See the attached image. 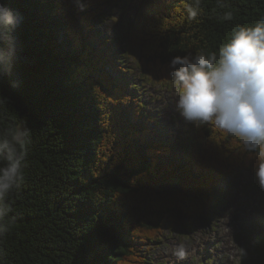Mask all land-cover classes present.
I'll return each mask as SVG.
<instances>
[{"label":"trees","instance_id":"16d2710c","mask_svg":"<svg viewBox=\"0 0 264 264\" xmlns=\"http://www.w3.org/2000/svg\"><path fill=\"white\" fill-rule=\"evenodd\" d=\"M121 1L0 0L15 16L0 28V168L22 170L0 202V264H151L166 229L209 220L221 182L257 177V155L210 122L187 146L157 133L96 27ZM151 3L122 40L162 86L175 59L218 56L264 20V0ZM254 252L264 264V235Z\"/></svg>","mask_w":264,"mask_h":264},{"label":"rangeland","instance_id":"374dc122","mask_svg":"<svg viewBox=\"0 0 264 264\" xmlns=\"http://www.w3.org/2000/svg\"><path fill=\"white\" fill-rule=\"evenodd\" d=\"M152 1L123 0L106 12L96 27L103 38L113 41L112 46L127 71L125 78L121 74L120 77L136 88L135 95L146 106V118L155 119L157 133L162 132L177 146H187L194 125L198 126L199 123H188L178 114L174 97L180 91L179 86L174 81L168 86H162L146 77V71L139 66L140 54L128 56L122 40L126 27L132 25L138 13H147ZM174 186L175 183L169 185L170 188ZM216 192L221 202L217 203L218 209L211 212L209 220L198 217L193 220L190 228L176 226L175 231L166 229L161 242L149 256L151 264H256L254 247L264 235V188L257 177L243 170L221 182ZM237 194H241L238 199ZM251 196L257 199L260 207L250 213L248 222L245 220L239 224L234 221L228 224L234 210L241 215L246 213L247 201ZM239 201L242 203L239 204ZM231 226L233 230L227 242L223 231L229 230Z\"/></svg>","mask_w":264,"mask_h":264},{"label":"clouds","instance_id":"9594fccd","mask_svg":"<svg viewBox=\"0 0 264 264\" xmlns=\"http://www.w3.org/2000/svg\"><path fill=\"white\" fill-rule=\"evenodd\" d=\"M14 24V14L0 3V28ZM169 76L180 89L174 97L180 117L193 124L210 122L239 139L261 160L256 175L264 188V20L236 31L218 56L175 59ZM9 159L0 168V202L22 178L19 160ZM4 213L0 207V217Z\"/></svg>","mask_w":264,"mask_h":264},{"label":"bare ground","instance_id":"6f19581e","mask_svg":"<svg viewBox=\"0 0 264 264\" xmlns=\"http://www.w3.org/2000/svg\"><path fill=\"white\" fill-rule=\"evenodd\" d=\"M113 51V50H112ZM154 130V129H153ZM241 196V194H237V199ZM242 202L239 201V204H241ZM260 207L259 204H257V199L254 198L253 196L250 197V199H248L247 201V207H246V213H244L243 215H241L240 213H237L235 210L232 212V216L229 218V221L227 222L228 224H233V222H238L239 224H241L242 222H244L246 220V222H248V218L250 217V213L252 211H256V209H258ZM230 226V225H229ZM233 230V226L230 227L229 230L224 229L223 231V236L226 237V240L228 242V235L230 233H232ZM260 239V238H259ZM205 243V242H204ZM223 248L225 250V246L223 245ZM231 250V246L229 245L228 247Z\"/></svg>","mask_w":264,"mask_h":264}]
</instances>
